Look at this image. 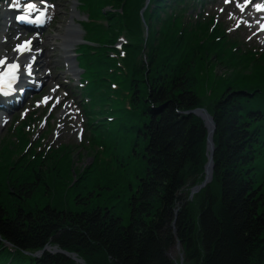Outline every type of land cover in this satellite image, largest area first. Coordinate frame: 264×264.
Wrapping results in <instances>:
<instances>
[{
  "label": "trees",
  "instance_id": "trees-1",
  "mask_svg": "<svg viewBox=\"0 0 264 264\" xmlns=\"http://www.w3.org/2000/svg\"><path fill=\"white\" fill-rule=\"evenodd\" d=\"M199 1L149 0L145 8L146 0H81L92 9L85 40L99 48L79 53L97 70L96 86H106L105 78L125 84L120 94L133 106L119 114L134 133L125 157L142 164L137 185L121 200L129 219L93 206L96 187L108 177L73 181L79 210L64 208V200L33 205L39 197L55 198L72 176V160L52 154L15 168L0 164V264H77L48 250L33 254L46 246L76 253L86 264H180L171 256L178 242L185 264H264V54L237 53L239 46L224 45V33L212 28L187 29L184 11ZM121 32L129 38L125 81L120 62L104 48ZM223 52L220 64L227 61L231 74L219 76L214 98L206 99L197 91L198 76ZM198 107L214 117L216 149L212 182L191 197L208 160L207 127L185 113ZM32 163L33 172L46 165L44 175L26 181Z\"/></svg>",
  "mask_w": 264,
  "mask_h": 264
},
{
  "label": "rangeland",
  "instance_id": "rangeland-1",
  "mask_svg": "<svg viewBox=\"0 0 264 264\" xmlns=\"http://www.w3.org/2000/svg\"><path fill=\"white\" fill-rule=\"evenodd\" d=\"M16 2L17 0H0V60L5 61V55H13L19 50L20 45L28 41L31 42L25 50L28 60L33 61L39 51L43 53L37 59L39 63L37 71L31 72L29 65L19 67L21 75L27 73L26 85L32 90L25 100L18 104L19 98H13L14 100L7 104V110L0 107V164L3 166L8 164L15 168L30 159L35 161L40 156L49 157L52 154L56 155L58 160L62 158L66 161L72 160V176L64 178L57 186L55 198L49 201L47 198L39 197L33 205L42 206L54 202L59 204L64 200V208L79 210L82 203L73 201L75 191L70 189L73 181L79 179V183L83 184L91 183L96 177L100 180L108 177L110 181L103 182L105 184L103 188L96 187L90 200L93 206L111 207L113 213L121 214L127 223L129 217L123 210L121 200L130 196L131 185L133 187L137 185L136 170L142 168V164H138L136 160L130 162L125 157L130 151V141L134 133L127 131L123 125L127 120L119 114L133 112V106L129 101V95L124 97L120 94L119 89L123 91L125 84L110 82L105 78L103 81L106 86L101 83L96 86L97 70L87 61L85 54L79 53L98 47L93 42L85 40L88 38L85 24L89 20V13L92 12L89 3L80 4L81 0H46L48 23L45 27L30 30L22 28L21 23L14 22L3 30L6 9L16 5ZM251 2V0L204 2L200 0L199 3H191L186 10L187 13L184 11V17L187 18L188 15L189 17L187 23L183 21V25L187 29L191 26H201L206 30L211 28L214 31L218 30L226 37L224 45L235 44L239 46L237 53L243 54L249 49L256 58L261 59L264 54V33L261 30L264 18L249 20L240 17L233 20L236 15L234 9L237 8V14H242L244 7ZM262 3L259 0L251 3L252 13L262 7ZM19 4L25 2L22 0ZM73 15L84 35L79 40L81 42L71 48L70 61L75 66L71 71L69 61L59 46L61 42L59 36L65 33ZM176 25L182 27V21H176ZM127 41L129 38L121 32L104 47L110 51L112 58L120 62L118 77L124 81L130 76V69L128 70L124 62L126 58L124 45ZM84 44H88L89 47ZM221 48L223 49V46ZM225 54L223 52L218 56H212L211 63L214 64L204 66L198 76L197 91L206 99L212 95L214 98L212 88L216 79L224 74V77L231 74V70L227 68V61L220 64ZM235 59L238 57L235 56ZM5 66L0 65V71ZM20 92H15V95ZM111 96L114 102H108L109 97L112 101ZM116 117L118 119L113 120ZM17 130L21 132L18 133ZM34 164H29L27 173L23 175L24 180L30 181L33 174L44 175L46 165L33 172ZM89 170L90 173L87 172ZM10 187L16 189L13 184ZM95 193H98L97 197L94 196ZM42 251L33 254L41 257L44 252L41 255L39 253ZM182 252L180 244L171 251L172 258L180 264L184 260Z\"/></svg>",
  "mask_w": 264,
  "mask_h": 264
},
{
  "label": "bare ground",
  "instance_id": "bare-ground-1",
  "mask_svg": "<svg viewBox=\"0 0 264 264\" xmlns=\"http://www.w3.org/2000/svg\"><path fill=\"white\" fill-rule=\"evenodd\" d=\"M40 1L41 0H33V2H27V3L25 2V4H28V3H35L36 4V2H40ZM240 1H242V0H240ZM251 1H252L251 3L255 2V0H251ZM259 1L263 2L262 3L263 5L259 9L253 11V13H252V10L250 8L251 3H249L248 5H246L244 7L242 14H237V12H236L237 8H235L234 13H236V15H235V18L233 20L235 21L236 19H238L240 17L245 18V19H249V20H255V19H258L261 17L264 18V0H259ZM10 13L11 12L6 9V12H5L6 15H4V22H3L4 28H3V30H6V28H8V26H9V24H11L12 15L11 16L8 15ZM74 15H76V14H74ZM74 15L70 19L71 22L68 24L67 29H65V33L63 35L59 36V38L61 39L59 46L61 47V50L64 53L66 60L69 61L68 64H69V69L71 71H73V69L75 67L74 64H72V61H70V60H72V57L70 56L71 48L73 46L77 45L78 43H76L75 41H79L80 39H82V35H84L83 30H81L80 26L76 24V21L74 20ZM23 27L31 28V25L23 24L22 28ZM34 28L37 29L36 27H34ZM261 30L264 33V21H263V28H261ZM28 43H31V42L28 41L27 44ZM42 53H43V51H39L37 53V56H35V59L33 61H31V60L27 59V57H28L27 52H25V51L21 52V51L17 50L15 53H13V55H5L6 56V58H5L6 63H4L3 66L16 64V65H18V68H19V67H23L25 65H29L31 72L37 71V69H38L37 67L39 64L37 59L40 57V55H42ZM4 68H6V67H4ZM3 69H2V71H3ZM26 74L27 73H25V75H23V74L20 75L21 79H20L19 83L17 84L18 87H16V89H22L23 88L22 91H25V94L22 97H19V94H17V95L12 94L11 96L1 98L0 100L2 102H4V101L9 102L11 100H14L15 98H19L18 104H20L21 102H23L25 100L26 96L32 91L31 88L26 85L27 80H28V78L26 77L27 76ZM18 104H15V106ZM0 107L4 108V106L2 104L0 105ZM17 132H18V130H17ZM19 132H21V131H19Z\"/></svg>",
  "mask_w": 264,
  "mask_h": 264
},
{
  "label": "water",
  "instance_id": "water-1",
  "mask_svg": "<svg viewBox=\"0 0 264 264\" xmlns=\"http://www.w3.org/2000/svg\"><path fill=\"white\" fill-rule=\"evenodd\" d=\"M148 3H149V0H146L145 5L148 6ZM146 6H145V8H146ZM75 42L79 44V42H81V41H75ZM185 113L198 115L204 121V124L207 127L206 157L208 158V160L204 166V169H205V172H204L205 176L203 179L204 181L202 183L196 185L194 188H192V190H191V192H192L191 197H192L193 195H195L201 189H204L205 187H207V185L212 182L213 171H214V169H213V167H214L213 155H214V152L216 149V146H214V133L216 131L217 124H215V122H214L213 115L211 113H209L205 107L204 108L198 107V108H195L193 110L186 111ZM177 244H180V242H178ZM44 250H48L51 253H61L65 256L72 258L76 263L85 264L83 259H80L77 257L78 254L68 252L67 250L64 251L61 248H59L58 246H55V247L46 246L44 248ZM44 250L42 252H40L39 255H41L44 252ZM183 262H184V260H182L181 264H183Z\"/></svg>",
  "mask_w": 264,
  "mask_h": 264
},
{
  "label": "snow or ice",
  "instance_id": "snow-or-ice-1",
  "mask_svg": "<svg viewBox=\"0 0 264 264\" xmlns=\"http://www.w3.org/2000/svg\"><path fill=\"white\" fill-rule=\"evenodd\" d=\"M41 2H44V0H41ZM16 6L19 7L20 4H19V0H17L16 2ZM25 7V11H26V15H21L18 17V19H20L21 21H29V15L33 12H39L40 14V17H43L44 16V12L41 11L38 6L35 4V3H28ZM259 8V6H257ZM28 47V44H24V45H20L19 46V51L23 52L27 49ZM5 63L4 60H0V65H3ZM18 69V65L16 64H12L10 65L7 70L2 74L0 75V83H6L7 84V87L9 89H11V83H8L9 80H15L16 79V76H15V73ZM0 91H3V89H0ZM5 95H8L9 93L5 92L4 93Z\"/></svg>",
  "mask_w": 264,
  "mask_h": 264
}]
</instances>
